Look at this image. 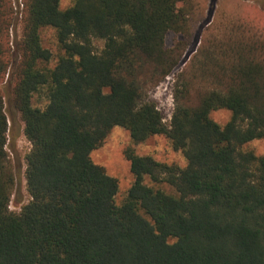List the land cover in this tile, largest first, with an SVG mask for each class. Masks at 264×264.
I'll use <instances>...</instances> for the list:
<instances>
[{
	"label": "trees",
	"instance_id": "16d2710c",
	"mask_svg": "<svg viewBox=\"0 0 264 264\" xmlns=\"http://www.w3.org/2000/svg\"><path fill=\"white\" fill-rule=\"evenodd\" d=\"M59 2L24 0L14 48L13 101L30 144L18 213L16 135L0 95V264H264V156L243 150L264 139V33L240 22L201 44L175 78L165 124L150 93L179 64L165 38L185 28L182 0ZM11 10L0 0V83L13 62ZM44 28L62 51L50 69ZM217 110L231 114L223 126ZM114 127L135 145L164 136L186 165L125 150L133 182L117 205L118 181L90 157Z\"/></svg>",
	"mask_w": 264,
	"mask_h": 264
},
{
	"label": "rangeland",
	"instance_id": "374dc122",
	"mask_svg": "<svg viewBox=\"0 0 264 264\" xmlns=\"http://www.w3.org/2000/svg\"><path fill=\"white\" fill-rule=\"evenodd\" d=\"M13 11L10 26V46L13 52V62L9 69V76L0 83V95L4 101V110L11 123V129L16 135L14 142H9L7 151L16 176V186L11 198L9 210L18 213L20 206L28 201L24 179V157L30 149V144L23 136V123L20 113L13 101L15 79L11 78L14 63L18 61L15 52V43L21 39L22 21L24 15V0H6ZM74 0H60L59 9L65 10L72 6ZM264 0H182L178 7L183 10L186 18L185 28L180 33H168L165 38L167 48H179V64L171 75L150 93V98L155 102L162 114L163 122L168 124L174 110L173 86L176 76L185 68L191 70V62L195 61L199 47L204 42L218 40L229 32L234 24L242 22L245 28L259 35L264 33ZM41 45L52 54L47 68H54L57 59L62 55L58 47L55 31L44 28L40 32ZM94 44L98 50L102 49L103 41L96 40ZM227 43H224L226 45ZM220 44L219 46H221ZM187 75V73H186ZM34 107L43 108L45 101L42 95H35L32 99ZM230 112L217 110L210 113V118L215 123L223 126L230 119ZM132 149L139 156H150L160 163L175 164L184 167L186 162L180 152L174 151L169 141L164 136H154L143 143L133 144L129 132L121 127H114L106 136L102 144L94 150L90 157L94 164L101 166L105 172L118 181V193L115 198L120 205L133 182L129 162L125 158V150ZM256 156H264V139L255 140L243 147ZM145 184L151 185L148 179ZM160 188L167 193L172 190L161 185Z\"/></svg>",
	"mask_w": 264,
	"mask_h": 264
}]
</instances>
